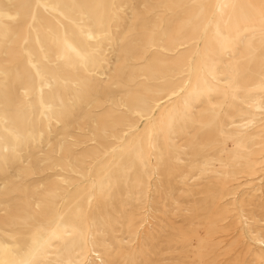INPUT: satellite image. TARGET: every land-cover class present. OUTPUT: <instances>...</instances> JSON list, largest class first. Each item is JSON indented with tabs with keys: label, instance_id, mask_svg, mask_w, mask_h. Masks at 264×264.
I'll use <instances>...</instances> for the list:
<instances>
[{
	"label": "bare ground",
	"instance_id": "1",
	"mask_svg": "<svg viewBox=\"0 0 264 264\" xmlns=\"http://www.w3.org/2000/svg\"><path fill=\"white\" fill-rule=\"evenodd\" d=\"M0 264H264V0H0Z\"/></svg>",
	"mask_w": 264,
	"mask_h": 264
}]
</instances>
